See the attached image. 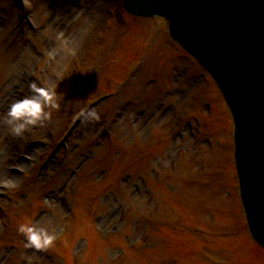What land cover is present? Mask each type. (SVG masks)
<instances>
[{
    "label": "rangeland",
    "instance_id": "1",
    "mask_svg": "<svg viewBox=\"0 0 264 264\" xmlns=\"http://www.w3.org/2000/svg\"><path fill=\"white\" fill-rule=\"evenodd\" d=\"M118 2L0 0V264H264L218 87L166 20ZM33 84L55 106L16 135ZM22 224L62 240L36 249Z\"/></svg>",
    "mask_w": 264,
    "mask_h": 264
},
{
    "label": "water",
    "instance_id": "2",
    "mask_svg": "<svg viewBox=\"0 0 264 264\" xmlns=\"http://www.w3.org/2000/svg\"><path fill=\"white\" fill-rule=\"evenodd\" d=\"M136 14L163 15L173 38L214 76L235 123L240 195L264 247V0H124Z\"/></svg>",
    "mask_w": 264,
    "mask_h": 264
},
{
    "label": "clouds",
    "instance_id": "3",
    "mask_svg": "<svg viewBox=\"0 0 264 264\" xmlns=\"http://www.w3.org/2000/svg\"><path fill=\"white\" fill-rule=\"evenodd\" d=\"M31 90L32 95L13 103L8 111L9 123L14 125L12 131L16 135H20L26 125H35L42 119H46L47 113L44 109L48 106H55L53 95L45 89L33 84ZM81 115L85 116V113L82 112ZM89 117L99 119L94 111L86 113V118ZM2 186L5 188L13 187L14 181H4ZM19 231L25 234L28 244L36 249H45L52 246L57 238L54 233L50 234L44 227L35 225L22 224Z\"/></svg>",
    "mask_w": 264,
    "mask_h": 264
}]
</instances>
